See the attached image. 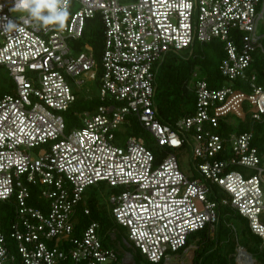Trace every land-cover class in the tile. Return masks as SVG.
I'll list each match as a JSON object with an SVG mask.
<instances>
[{
	"label": "built area",
	"instance_id": "obj_1",
	"mask_svg": "<svg viewBox=\"0 0 264 264\" xmlns=\"http://www.w3.org/2000/svg\"><path fill=\"white\" fill-rule=\"evenodd\" d=\"M17 2L0 0V68L14 84L0 96V201L13 206L9 221L0 220V264H135L129 250L120 259L122 241L105 246L97 221L75 234L76 208L83 204L90 214L84 192L100 182L115 190L109 204L127 231L123 241L150 263L180 264L192 254L196 231L216 235L224 207L246 218L264 247V140L256 141L254 132L264 123V84L254 67L257 57L264 63L263 0H63L62 27L43 24ZM98 13L101 103L76 111L80 125L66 132L65 112L84 84L91 92L88 83L98 72L93 47L77 50L71 42ZM213 39L226 53L225 84L210 87L194 69L195 112L163 122L155 65L170 52ZM231 115L249 118L250 129L225 130L222 121L229 125ZM121 125L123 132L136 125L146 131L159 159L136 133L118 144ZM186 144L198 178L183 171L175 153ZM33 189L44 201L38 206L30 202ZM226 224L237 236L236 226ZM233 257L257 264L238 240Z\"/></svg>",
	"mask_w": 264,
	"mask_h": 264
},
{
	"label": "trees",
	"instance_id": "obj_2",
	"mask_svg": "<svg viewBox=\"0 0 264 264\" xmlns=\"http://www.w3.org/2000/svg\"><path fill=\"white\" fill-rule=\"evenodd\" d=\"M103 43L104 24L100 14L98 13L94 17L87 19L84 34L79 40L76 41L77 50H81L82 46L85 45H90L93 47L94 58L96 59L98 66L96 77L97 85H100V78L103 71L101 65V54L104 47ZM182 51L187 52V59L185 60L184 64H182V62H177V54ZM182 51H179L178 53L170 52L166 54L161 62L155 65L157 84L156 105L158 109V117L163 122L173 123L175 120L184 116L185 114H192L195 112L196 95L194 90L189 86V82L191 80L193 70L196 67L200 68L202 76L207 79L210 87H221L226 82L220 71V65L226 57V53L223 48V43L219 39H213L209 42L203 43L196 42L192 48L184 49ZM254 67L259 75L260 83L264 84V64L261 58H256ZM238 86L245 88L239 83ZM13 90L14 84L12 82L8 88V91L5 93L13 92ZM100 103L101 102L97 95H94L91 101H87V99L80 95L75 105L70 110L65 112V116L67 113L66 117L68 121L66 123L68 124L69 128L72 129V126L79 123V120L75 114L76 111L83 109L94 110ZM222 125L225 127H223L225 130L230 132L249 130L250 119L247 118L245 121L240 120L237 125H233L234 127L227 125L224 123V121H222ZM138 127L139 126L136 125V129ZM254 132L255 140L263 141L264 123L255 124ZM157 157L159 159L160 156ZM37 194L38 192L33 189L30 202L33 205L38 206L44 201L38 198ZM86 198V206L90 209V214L87 215L84 213L83 204L76 208V215L79 217L75 230L76 235H78L77 233L79 232L80 228L84 227L91 221L99 220L102 226L107 228L110 227L109 229L117 226L112 215L105 217L100 215V212L104 207L100 201L89 198L88 196ZM5 207L11 211L13 210L11 203L0 201V212L2 208ZM4 216L5 215L0 216V220L3 219ZM226 223H232L236 226L239 244L244 246L254 258H256V255L259 256L261 264H264V247L261 246L262 239L251 231L246 218H244L241 214L232 212L227 207L221 209V222L215 237H210L207 230L196 231L191 236L192 238H195L197 235H200L201 237L198 243L199 248L196 250V256L194 257L192 264H228L230 259H233L230 253L232 254V252L234 253L236 251V235ZM1 229L6 232L5 226H3V228L1 227ZM106 233L103 237V241L105 246H110V242L108 241V233ZM192 238H190L189 242L192 240ZM132 254L135 264H155L150 263L147 259H145V257L139 251L133 250ZM256 260L258 261V259Z\"/></svg>",
	"mask_w": 264,
	"mask_h": 264
},
{
	"label": "rangeland",
	"instance_id": "obj_3",
	"mask_svg": "<svg viewBox=\"0 0 264 264\" xmlns=\"http://www.w3.org/2000/svg\"><path fill=\"white\" fill-rule=\"evenodd\" d=\"M263 6H264V0H263ZM18 13H25V12H18ZM258 32H264V17L259 21L258 24ZM72 44L76 45V42H71ZM198 43V42H197ZM198 46V45H197ZM187 59V52L186 51H182L179 54H177V62H182V64L185 63V60ZM264 64V63H263ZM196 70H198L199 77H202V73L199 67L195 68ZM192 80H195L196 78H193V76L191 77ZM12 81H11V76L9 74V72H7V70L4 67L0 68V96L5 93L6 91H8L9 86L11 85ZM88 85L91 88V92H87V84L83 85V88L80 92L81 96H83L85 99H87V101H91L92 97L95 95H97L99 93V86L97 85L95 80H90V82L88 83ZM246 91H249L247 88H244ZM156 103H157V95L155 97ZM67 116V113H66ZM65 116V117H66ZM77 116V115H76ZM78 118V117H77ZM79 123L75 124L76 125H80L81 120L78 118ZM68 121L67 117H66V122ZM240 119L235 116V115H231L229 117V125L231 127H234L233 125L237 123H239ZM72 126V128L74 127ZM123 129H125L124 125H121L120 128L117 130L116 135H117V143L118 144H123L125 142V139L132 133H136L137 135L143 136L147 141L146 144L154 151V153L157 156H160V150L159 147L155 144V141L149 137L148 133L146 131H144L142 128L138 127L136 129L135 126H130L126 128V131L123 132ZM71 129L69 128L68 124H67V128H66V132H69ZM40 147H36L33 148L31 150L32 155H36L38 150ZM180 160V164L182 166L183 171L188 174L189 176L194 175L195 177H200V174L196 171L193 161H191V145L190 144H186L184 148H182L181 150H177L175 152ZM114 188L110 187L106 182H100L97 185L94 186H89L86 188V192L84 194L85 200L87 202V196L89 198H93L94 200H98L100 201L101 204H103V210L100 212V215L102 217L108 216V215H112L111 214V206L109 204V197L110 195L114 192ZM87 194V195H86ZM11 214L13 215V210H9L6 207L2 208L1 212H0V216L5 215L7 217V221H9V219L11 218ZM76 215V214H75ZM78 216L76 215L74 217L75 221H78ZM112 218V217H111ZM100 225V221L96 220ZM117 224V222H116ZM110 228V227H109ZM107 227L104 226H100L98 228V233L100 235V237L103 239L106 231L109 229ZM113 231H117L116 232V236L117 238L114 240H111L110 238V233ZM79 233V232H78ZM108 233V241L110 242V246H115L117 244V247L119 246V243L122 241V251H121V255H120V259L124 258L125 255V251H132L133 252V248L129 247L124 241H123V236L127 235V231L124 227H121L120 225L117 224V226L113 227L112 229H109L107 231ZM106 233V234H107ZM215 237V236H214ZM134 254V253H133ZM233 254V252H232ZM230 253V255H232ZM231 257V256H230ZM254 259H258L259 263L261 264L260 260H259V256L256 255V258ZM192 261L191 256L182 258L180 264H190ZM228 264H237L236 261L234 260V258L230 261Z\"/></svg>",
	"mask_w": 264,
	"mask_h": 264
},
{
	"label": "clouds",
	"instance_id": "obj_4",
	"mask_svg": "<svg viewBox=\"0 0 264 264\" xmlns=\"http://www.w3.org/2000/svg\"><path fill=\"white\" fill-rule=\"evenodd\" d=\"M17 8L26 10L30 16L42 21L45 25L57 24L62 27L68 17V11L63 6V0H18ZM5 27L11 29L14 24L8 20ZM236 239L238 240V235Z\"/></svg>",
	"mask_w": 264,
	"mask_h": 264
},
{
	"label": "crops",
	"instance_id": "obj_5",
	"mask_svg": "<svg viewBox=\"0 0 264 264\" xmlns=\"http://www.w3.org/2000/svg\"><path fill=\"white\" fill-rule=\"evenodd\" d=\"M201 239V237H200V235H197L195 238H192V240L190 241L191 242V244H190V250L192 251V254L191 255H189V256H191V258H192V261H191V263L190 264H192L193 263V261H194V257L196 256V250L199 248L198 246H199V240ZM193 256V257H192ZM232 256V255H231ZM257 264H259V262L257 261Z\"/></svg>",
	"mask_w": 264,
	"mask_h": 264
}]
</instances>
